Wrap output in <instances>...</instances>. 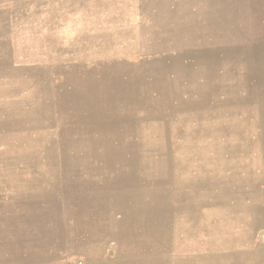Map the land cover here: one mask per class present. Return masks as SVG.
Segmentation results:
<instances>
[{
    "label": "rangeland",
    "instance_id": "1",
    "mask_svg": "<svg viewBox=\"0 0 264 264\" xmlns=\"http://www.w3.org/2000/svg\"><path fill=\"white\" fill-rule=\"evenodd\" d=\"M0 264H264V0H0Z\"/></svg>",
    "mask_w": 264,
    "mask_h": 264
},
{
    "label": "crops",
    "instance_id": "2",
    "mask_svg": "<svg viewBox=\"0 0 264 264\" xmlns=\"http://www.w3.org/2000/svg\"><path fill=\"white\" fill-rule=\"evenodd\" d=\"M16 225L21 226V224H20L19 221L16 222L15 226H16ZM25 232H26V231H25ZM23 236H26V234H24ZM25 244H26V242H25ZM25 244H24V246H25Z\"/></svg>",
    "mask_w": 264,
    "mask_h": 264
}]
</instances>
